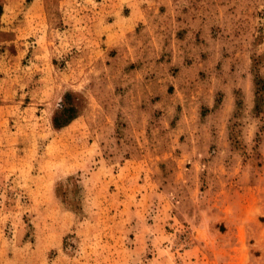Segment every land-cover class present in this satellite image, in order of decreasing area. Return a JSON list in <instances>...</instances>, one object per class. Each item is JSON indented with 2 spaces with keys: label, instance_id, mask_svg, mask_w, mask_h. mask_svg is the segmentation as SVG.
<instances>
[{
  "label": "rangeland",
  "instance_id": "1",
  "mask_svg": "<svg viewBox=\"0 0 264 264\" xmlns=\"http://www.w3.org/2000/svg\"><path fill=\"white\" fill-rule=\"evenodd\" d=\"M160 2L0 0V264H264V0Z\"/></svg>",
  "mask_w": 264,
  "mask_h": 264
},
{
  "label": "trees",
  "instance_id": "2",
  "mask_svg": "<svg viewBox=\"0 0 264 264\" xmlns=\"http://www.w3.org/2000/svg\"><path fill=\"white\" fill-rule=\"evenodd\" d=\"M257 100L259 101V100H261V92L264 90V80H262L261 78H258L257 79ZM259 104H256V107L257 108H259V106H258ZM69 119H71L72 118V116L71 117H68Z\"/></svg>",
  "mask_w": 264,
  "mask_h": 264
},
{
  "label": "crops",
  "instance_id": "3",
  "mask_svg": "<svg viewBox=\"0 0 264 264\" xmlns=\"http://www.w3.org/2000/svg\"><path fill=\"white\" fill-rule=\"evenodd\" d=\"M163 1H164V0H161L160 3L166 5V7H165V9H164L165 11H163V12H166V11H167V7H170V5H168V2L171 1V5H173V4H172V0H165V2H163ZM175 5H176V4H175ZM172 7H173V6H172ZM176 7H179L178 4L176 5ZM169 20H170L169 16H166L165 13L161 16V21L163 22L164 25L167 24Z\"/></svg>",
  "mask_w": 264,
  "mask_h": 264
}]
</instances>
